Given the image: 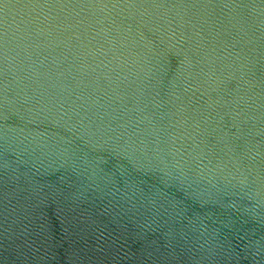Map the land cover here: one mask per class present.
<instances>
[{"label": "water", "instance_id": "water-1", "mask_svg": "<svg viewBox=\"0 0 264 264\" xmlns=\"http://www.w3.org/2000/svg\"><path fill=\"white\" fill-rule=\"evenodd\" d=\"M0 264H264V0H0Z\"/></svg>", "mask_w": 264, "mask_h": 264}]
</instances>
